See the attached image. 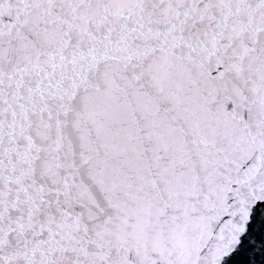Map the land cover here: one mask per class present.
<instances>
[{"label":"snow or ice","instance_id":"snow-or-ice-1","mask_svg":"<svg viewBox=\"0 0 264 264\" xmlns=\"http://www.w3.org/2000/svg\"><path fill=\"white\" fill-rule=\"evenodd\" d=\"M0 264H264V0H0Z\"/></svg>","mask_w":264,"mask_h":264}]
</instances>
